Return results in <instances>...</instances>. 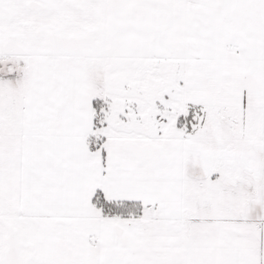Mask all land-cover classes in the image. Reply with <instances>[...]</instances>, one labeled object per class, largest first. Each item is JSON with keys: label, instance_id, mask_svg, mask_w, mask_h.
Masks as SVG:
<instances>
[{"label": "snow or ice", "instance_id": "6c2138e0", "mask_svg": "<svg viewBox=\"0 0 264 264\" xmlns=\"http://www.w3.org/2000/svg\"><path fill=\"white\" fill-rule=\"evenodd\" d=\"M0 264H264V0H0Z\"/></svg>", "mask_w": 264, "mask_h": 264}]
</instances>
